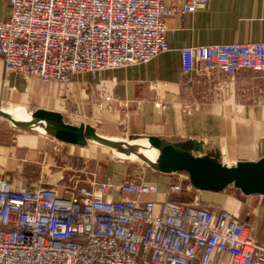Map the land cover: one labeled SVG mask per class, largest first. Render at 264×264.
<instances>
[{"label": "built area", "instance_id": "1", "mask_svg": "<svg viewBox=\"0 0 264 264\" xmlns=\"http://www.w3.org/2000/svg\"><path fill=\"white\" fill-rule=\"evenodd\" d=\"M0 59L8 73L66 85L74 75L145 64L169 50L167 21L212 0H7ZM182 74L242 70L264 77V42L180 50ZM142 200L144 180L54 188L0 187V264H264V248L223 208L179 195ZM132 196L116 200L113 194Z\"/></svg>", "mask_w": 264, "mask_h": 264}, {"label": "crops", "instance_id": "2", "mask_svg": "<svg viewBox=\"0 0 264 264\" xmlns=\"http://www.w3.org/2000/svg\"><path fill=\"white\" fill-rule=\"evenodd\" d=\"M8 16V1L0 0V22ZM166 39L169 50L145 64L95 76L77 74L66 85L8 73L0 59V100L8 103L0 110L33 130L19 129L0 116V187H50L62 196L77 177L74 164L69 165L73 158L68 156L75 154L74 148L83 151L79 156L93 154L86 150L89 141L82 146L71 145L42 134L47 121L31 117L37 110L57 113L65 124L74 127L89 126L108 138L107 142L146 147V137L176 144L195 141L200 145V151L192 149L195 157H208L227 168L264 159L263 75L251 70L233 76L218 72L184 75L180 54L184 47L264 42V0H212L196 13L174 15L167 21ZM123 133L145 139L119 138ZM93 143L102 146L104 154L108 150L119 159L139 160L134 154ZM150 146L153 149L139 152L166 171V152L156 161V147ZM49 174L56 179L43 182L42 178ZM36 176H40V181L27 186L30 178ZM24 179L27 183L23 185ZM175 179L160 173L148 175L142 180L156 183L158 192L142 200H162ZM186 185L189 191L183 195L197 194L204 204L238 217L246 223L249 235L264 248V194L246 196L232 184L218 192L199 191L191 186L189 177ZM230 188L234 191L227 192ZM113 197L133 198L115 193Z\"/></svg>", "mask_w": 264, "mask_h": 264}, {"label": "water", "instance_id": "3", "mask_svg": "<svg viewBox=\"0 0 264 264\" xmlns=\"http://www.w3.org/2000/svg\"><path fill=\"white\" fill-rule=\"evenodd\" d=\"M0 116L10 120L19 129L33 131L30 125L15 122L11 116L2 113V110H0ZM31 117L33 119H46L47 126L45 133L42 134L71 145L82 146L88 141L97 142L100 145L115 148L125 153L137 149L138 151L140 149H153L150 146L152 145L156 147L154 148L155 150L160 151L156 161L160 160L165 152L167 157H169L166 171L160 170L158 164L155 161H151L153 168L163 174L185 171L188 174L191 186L199 191L218 192L232 184L246 196L264 194V159L257 162H240L234 167L227 168L208 157H195L192 149L200 151V145L195 141L176 144L156 137H146L145 139L144 137L129 136V140L132 141L144 138L148 145L146 147L143 145L130 146V149L127 146L121 148V145L117 144V142H107L108 138L98 135L89 126L80 125L79 127H74L65 124L62 116L57 113L37 110L31 114Z\"/></svg>", "mask_w": 264, "mask_h": 264}, {"label": "rangeland", "instance_id": "4", "mask_svg": "<svg viewBox=\"0 0 264 264\" xmlns=\"http://www.w3.org/2000/svg\"><path fill=\"white\" fill-rule=\"evenodd\" d=\"M0 106L2 107L8 106V103L0 100ZM118 137L129 140V135L125 133L119 135ZM117 144L121 145V148H125V146H127L129 147V149H130V146L131 147L135 146V145H128L126 143H121V142H117ZM103 149L104 148L102 146H99L97 144H94L93 142H90L88 143V146L86 149V150L93 151V154L90 157L79 156L83 154V151L78 148H74V152L76 151L75 154H73L72 156H68L69 158H73L71 159L72 162H70L69 165L72 166L74 164L73 168L75 167L77 171L75 172V176L77 177H74L73 180L79 181L78 185H89V184L96 185L107 179L113 182L121 183L124 181L141 180V179L146 178L148 175L160 173L158 170L152 167L153 163L143 153H140L138 149L132 150L133 152L131 151L129 153H125V152H121L114 148V150H116L117 152H120L126 155L134 154L139 160L119 159L113 156L108 150H107V153L104 154L102 151ZM61 153L63 152H60V154ZM159 154H160V151L157 150L154 155V158L156 159L159 156ZM160 174L162 175L163 173H160ZM163 175H170L171 177H175L176 179H181L180 181L177 180V182H175L176 181L175 179V181L173 182L174 184L180 183V182L181 184L187 183L188 174L185 171L172 172V173H167ZM39 177L40 176L30 178L29 180L30 183L29 182L27 183L26 180L24 179L22 183L23 185L24 183H27V186H28L32 182L40 181ZM55 177L56 176L49 174V176H47L46 178L44 176L42 179H43V182L46 181L47 179L50 182L56 179ZM83 180H86V182H81ZM32 184H35V183H32ZM229 191H234V190L230 188L227 190V192ZM186 193L188 194H185V195L182 194L181 196H179V198L182 197L180 200L184 202H191L195 198V195L191 192H186ZM183 197H185V199H183ZM200 202L202 201L200 200ZM221 262L222 264H229L230 258L228 256H224L221 259Z\"/></svg>", "mask_w": 264, "mask_h": 264}, {"label": "trees", "instance_id": "5", "mask_svg": "<svg viewBox=\"0 0 264 264\" xmlns=\"http://www.w3.org/2000/svg\"><path fill=\"white\" fill-rule=\"evenodd\" d=\"M181 198H182V197H181ZM181 198H180V199H181ZM183 199H185V197H183Z\"/></svg>", "mask_w": 264, "mask_h": 264}]
</instances>
